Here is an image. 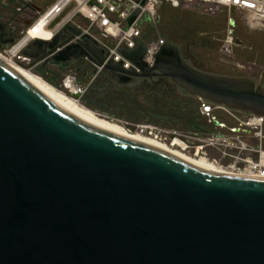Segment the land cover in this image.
<instances>
[{
    "label": "water",
    "instance_id": "1",
    "mask_svg": "<svg viewBox=\"0 0 264 264\" xmlns=\"http://www.w3.org/2000/svg\"><path fill=\"white\" fill-rule=\"evenodd\" d=\"M51 32L27 47L43 66L87 58L119 85L164 76L183 95L264 117L262 80L202 70L168 38L152 66L145 42L123 50L133 64L124 68L80 28ZM0 264H264V177L96 128L0 59Z\"/></svg>",
    "mask_w": 264,
    "mask_h": 264
},
{
    "label": "built area",
    "instance_id": "2",
    "mask_svg": "<svg viewBox=\"0 0 264 264\" xmlns=\"http://www.w3.org/2000/svg\"><path fill=\"white\" fill-rule=\"evenodd\" d=\"M58 2L54 5L56 12L51 20L65 10H68V13L56 25L55 30L66 24L80 28L83 33H87L97 40L100 47L104 49L105 62L109 59L115 62L122 61L124 68H129L133 64L123 55L122 51L133 49L142 42H145L142 60L148 66L153 65L157 52L167 40L165 36H150V30L155 25L157 9L161 5L180 8L189 3H204L229 10L248 11L254 18L264 20V0H66L61 7L57 6ZM136 9H139V13L128 24V18L133 15ZM79 20L85 21L86 24L82 25ZM50 21L46 24L47 28ZM50 37L51 35L46 39H50ZM223 42L225 45H231L233 36L228 33ZM13 46L1 48L0 54L4 58L16 62L15 59L20 51L11 54L10 49ZM84 59L91 64L93 73L81 88H76L75 91L81 93L100 70V67H97L89 59ZM68 78L69 76L66 79L69 80ZM198 102L199 112L207 122H211L214 112L220 110L231 122L236 124L238 131L234 130L207 137L196 134H180L175 135L167 144L168 131L166 129L145 124H137L135 128H132L130 124H125L124 127L128 131H138L142 134L148 131L150 137H154L191 158L203 159L224 173L264 177V117L244 115L225 107L212 105L200 98ZM240 127L245 129L243 133L240 132ZM190 149H193V153L187 154Z\"/></svg>",
    "mask_w": 264,
    "mask_h": 264
},
{
    "label": "flooded vegetation",
    "instance_id": "3",
    "mask_svg": "<svg viewBox=\"0 0 264 264\" xmlns=\"http://www.w3.org/2000/svg\"><path fill=\"white\" fill-rule=\"evenodd\" d=\"M1 27H4L7 35L0 38L2 40L0 48L8 46L13 39H17L20 35L19 30L7 27L0 20ZM196 29V27H189L186 23L177 28L180 38L176 43L179 44L182 53L188 56L193 65L194 53L192 49L201 45L194 38ZM145 65L147 64L145 63ZM73 66L75 70L82 69L83 74L76 76L75 70L71 69ZM91 69L92 66L87 60H80L67 65L64 70L71 74L68 78L69 81L81 88L90 79L93 73ZM102 80L106 82V85L99 91ZM259 80L264 83V76H261ZM80 99L99 116L115 120L123 126L130 124L132 128H135L137 124H145L166 129L168 131L167 144L175 135L196 134L207 137L235 130L229 126L230 120L218 119L215 114H213V120L207 122L199 112L197 98L179 93L168 78L159 75L136 76L124 85H119L108 77L98 75L81 93ZM144 135L149 136L148 131ZM192 153L193 149L187 152V154Z\"/></svg>",
    "mask_w": 264,
    "mask_h": 264
},
{
    "label": "rangeland",
    "instance_id": "4",
    "mask_svg": "<svg viewBox=\"0 0 264 264\" xmlns=\"http://www.w3.org/2000/svg\"><path fill=\"white\" fill-rule=\"evenodd\" d=\"M67 13L68 10H65L56 16L52 24L60 22ZM79 22L82 25L86 24L83 20ZM183 23L197 28L194 38L201 45L192 49L194 65L205 71L244 75L259 81L264 70V20L254 18L248 11L229 10L204 3H189L180 8L161 5L157 9L155 25L150 30V36H165L178 42L180 33L177 28ZM228 33L233 36L231 45H225L223 42ZM19 54L14 63L26 69L30 68L20 61ZM31 71L68 96L75 98L71 93L77 86L66 79L71 75L69 72L60 71L57 79L53 81L50 73L45 75L37 68H32ZM77 100L91 109L80 98ZM221 114L218 113L219 117L226 118ZM229 126L236 128L233 122ZM239 130L243 133L245 129L240 127Z\"/></svg>",
    "mask_w": 264,
    "mask_h": 264
},
{
    "label": "bare ground",
    "instance_id": "5",
    "mask_svg": "<svg viewBox=\"0 0 264 264\" xmlns=\"http://www.w3.org/2000/svg\"><path fill=\"white\" fill-rule=\"evenodd\" d=\"M65 1L66 0H60L59 2L57 1L58 2L57 6L61 7V5ZM54 5L28 28V31L26 32L25 36L10 49L11 54H15L18 51H20L27 42V40L32 37H39L42 39H46L51 35L52 32L47 29L46 24L53 18L56 12V8H54ZM0 59H2L13 69H15L19 74H21L25 79H27L30 83H32L42 93H44L47 97H49L53 102L60 105L67 111L71 112L72 114L83 120L84 122L96 128H99L103 131L111 133L115 136L168 152L170 154L186 159L206 169L224 173L222 170H220L213 164L206 162L202 159L200 160L192 159L189 156L184 155V153L174 150V148L169 147L165 143L158 141L154 137H150L147 135L145 136L144 134L138 131L135 132L128 131L127 128L124 127L119 122L99 116L91 109L80 104L77 99L72 98L63 91L55 88L53 85L46 82L40 76L34 74L31 70H28L26 68H23L15 64L13 61L4 58L1 54H0Z\"/></svg>",
    "mask_w": 264,
    "mask_h": 264
},
{
    "label": "crops",
    "instance_id": "6",
    "mask_svg": "<svg viewBox=\"0 0 264 264\" xmlns=\"http://www.w3.org/2000/svg\"><path fill=\"white\" fill-rule=\"evenodd\" d=\"M58 0H0V20L5 23L7 27H14L17 30L20 31L19 37L16 39H20L22 36L26 34V31L30 27L31 23L38 18H40L47 10H49ZM54 20V19H53ZM53 20L50 21L48 25L49 31H56V24H52ZM72 25V24H70ZM73 26V25H72ZM75 27V26H74ZM35 38H30L27 40L23 48L20 50L19 59L22 63H26L28 66L37 68L39 72L43 74L50 73L52 75V79L56 80L58 77V74L60 71H63L66 67H57L51 64H46L43 66L41 62H35V57L32 55L35 53L34 48H27L28 45L34 40ZM0 42L2 43V40L0 39ZM1 49V48H0ZM24 49H27V53L24 52ZM30 53V54H29ZM80 60L79 59L75 62H71L70 64L76 63ZM69 65V64H68ZM73 66L71 69H74ZM93 71V69H91ZM69 72V71H67ZM76 73H74L76 76L82 75L83 70H75ZM104 76V75H103ZM106 77V76H105ZM99 85V91H101L105 85L106 82L102 80ZM198 99V98H197ZM221 112V116L226 117V119L230 120L226 114L220 110H217L214 112L215 117L218 119H222L219 117L218 113ZM218 115V116H217ZM231 124V120L229 121ZM235 131H238V129L235 128Z\"/></svg>",
    "mask_w": 264,
    "mask_h": 264
},
{
    "label": "trees",
    "instance_id": "7",
    "mask_svg": "<svg viewBox=\"0 0 264 264\" xmlns=\"http://www.w3.org/2000/svg\"><path fill=\"white\" fill-rule=\"evenodd\" d=\"M169 39V38H168ZM172 40V39H171Z\"/></svg>",
    "mask_w": 264,
    "mask_h": 264
}]
</instances>
